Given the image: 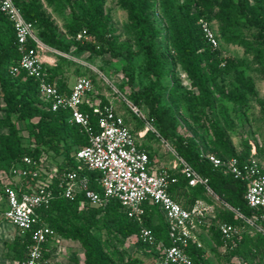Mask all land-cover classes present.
I'll return each instance as SVG.
<instances>
[{
    "label": "trees",
    "instance_id": "obj_1",
    "mask_svg": "<svg viewBox=\"0 0 264 264\" xmlns=\"http://www.w3.org/2000/svg\"><path fill=\"white\" fill-rule=\"evenodd\" d=\"M45 1L50 7L61 5L70 8L71 23L67 28L69 42L58 35L38 0L27 4L15 0L25 19L35 25L41 41L67 55H88L89 58L109 55L113 59H123L126 81L117 86L118 89L135 105L145 109L147 115L154 120L160 138L170 143L179 156L208 179L209 187L215 195L247 219L254 218L255 212L245 199L246 184L235 180L223 169L215 170L202 157V152L211 153V150L212 154L223 160L236 157L244 162L251 157L252 147L245 142L244 151L239 154L217 122L209 119L210 126H207L201 120L203 116H207V111L213 112L217 108L220 100L246 108L248 97L255 94V84L240 70L246 62L227 55V46L241 45L249 55L264 61V0H220L222 10L214 17L208 16L213 0H119L121 7L128 12L129 29L134 35L136 51L131 44L119 42L115 29L110 24V17L105 14L104 0ZM202 19L214 23L215 28L216 21L219 22L217 34L221 44L218 49H213L207 43L200 27ZM244 30L248 33L247 37ZM82 31L87 32L88 38L77 41V36ZM57 58L54 66L44 64L45 80L61 92L69 93L71 85L62 63L70 65L72 61L62 56ZM19 59L14 26L0 11V112L3 114L0 117V130L4 131L0 134V181L11 184L13 168L26 169L23 159L29 157L36 165L28 170L39 169L44 159V166L48 167L52 162L56 164L60 174L74 171L89 177L91 187L99 191L97 178L101 174L89 170L76 159L77 152L89 145L87 134L81 126L70 121L69 111H52L41 97L40 82L37 79L25 73L17 77L9 73L11 66ZM137 59L140 60L139 71ZM177 67L188 78L190 89L184 88L177 78ZM99 71L105 75L104 69L100 68ZM233 74L236 75V85L228 90L221 82ZM77 75L87 76L86 73ZM169 77L171 82L167 83ZM136 83L139 85L138 89L134 88ZM95 85L98 88L97 83ZM126 88H129V92L125 91ZM99 97L104 104H108V100L102 95ZM182 107L199 131L207 130L208 127L213 129L212 140H200L180 132L179 110ZM82 110L89 114L92 126L98 131L99 115L95 114L93 103L83 106ZM224 117L227 123L229 120L227 116ZM20 123L26 124L25 131L31 140L29 146L23 143ZM141 130H133V133L137 134ZM154 137L158 138L151 132L146 134V139ZM158 140L160 141L159 138ZM142 148L150 153L151 159L157 155L151 151L149 144H144ZM177 176L179 183L172 186L169 193L183 207L191 209L198 200L213 203L204 187H189L181 174ZM22 183L25 185V181ZM58 184L59 179H54L51 188L55 197L48 208L39 211L43 224L53 229L57 238L62 236L80 241L87 250L86 264H109L110 254L116 256L110 244H106V252L105 246H97L75 226L80 208L89 203L85 201L83 194H78L75 201L65 199L59 192ZM145 208L147 213L144 225L152 230L157 244L141 245L149 250L159 251L155 256L156 264L162 255L159 243L170 244L168 225L159 206L147 203ZM91 211L102 217L103 228L113 232L115 238L139 236L140 224L129 216L118 200L112 199L103 207L92 206ZM218 215L223 222L238 228L247 227L243 219L225 207L218 209ZM209 232L233 250L237 247L233 242L243 240L240 239L241 236L234 241L224 240L215 227H211ZM260 239L264 241L261 234ZM29 244V236L19 235L9 246L13 259L19 264L27 258ZM51 246H45L44 257L47 261L51 257ZM188 253L195 264H205L203 248L191 246ZM123 264L144 263L133 258Z\"/></svg>",
    "mask_w": 264,
    "mask_h": 264
},
{
    "label": "built area",
    "instance_id": "obj_2",
    "mask_svg": "<svg viewBox=\"0 0 264 264\" xmlns=\"http://www.w3.org/2000/svg\"><path fill=\"white\" fill-rule=\"evenodd\" d=\"M0 11L14 26L16 47L20 54V59L11 66L9 73L14 77L25 73L37 79L40 82L41 97L52 111L70 112V121L81 126L89 138V145L77 152L76 159L89 170L101 174V177L97 178V185L100 188L98 191L91 187L89 177L81 176L74 171L60 174L57 168L51 171L44 166L46 163L44 159L39 169L28 170L36 163L26 157L23 159L26 169L13 168L11 184L0 181V203L7 204L3 212L4 218L21 236L30 238L27 258L21 264H49L44 257L45 246L52 245L57 239V234L43 224L39 211L48 208L55 197V192L51 188L54 179H59V192L69 201H75L78 194H83L85 201L95 207H103L112 199L118 200L128 211L129 216L140 224L141 241L150 246L156 245L157 239L152 230L144 225L147 213L145 205L151 203L159 206L168 225L170 244L159 243L162 255L156 264H195L188 250L191 246L203 247L195 235L200 229L215 227L222 238L229 241H234L240 236V228L219 218L214 200H222L209 187L208 179L179 156L170 143L160 138L153 119L144 114L140 107L112 83L110 89L116 95L115 99L103 96L95 81L87 76L79 77L69 93L61 92L55 85L48 83L44 75V64L48 58L45 54L62 57L67 55L41 41L35 25L25 19L15 0H0ZM200 27L207 43L213 49H218L221 41L214 23L202 19ZM87 38V32L82 31L77 36V41ZM99 95L108 100V104H104ZM116 100L126 105L145 123L144 129L137 134L133 133L126 124L120 110L121 106ZM92 103L95 114L99 115L98 131L92 126L89 114L82 110L83 106ZM148 132L155 134L167 151L174 156L171 166L163 165L157 155L151 159L150 153L142 148L145 144L142 141L146 140ZM202 157L208 160L215 170L223 169L235 180L246 184L245 199L255 212L254 218L247 219L229 204L223 201L222 204L246 223H251L264 237V162L256 158L255 147L251 151V157L244 162L236 157L223 160L215 154L205 152H202ZM178 174L183 176L189 187H204L213 203L198 200L191 209H187L174 200L169 190L179 183Z\"/></svg>",
    "mask_w": 264,
    "mask_h": 264
},
{
    "label": "rangeland",
    "instance_id": "obj_3",
    "mask_svg": "<svg viewBox=\"0 0 264 264\" xmlns=\"http://www.w3.org/2000/svg\"><path fill=\"white\" fill-rule=\"evenodd\" d=\"M32 0H20L21 3L27 4ZM41 3L43 11L47 17L52 21L58 35L66 42L70 39L67 35V28L71 23V10L67 6H49L45 0H38ZM105 1V14L110 17V24L115 29V35L119 38L120 43L127 42L131 44L133 50L136 51L134 42V35L129 29V15L124 10L119 0H104ZM222 10V4L220 0H213L211 10L208 13L209 17H214ZM216 21V20H215ZM216 30L219 28V22L216 21ZM244 34L246 37L248 33ZM67 55V54H66ZM227 55L235 56L246 62L245 66L240 67V70L244 75L251 79L255 84V94L248 97V103L246 108L235 106L231 103L219 101L217 108L213 112H208L207 116L202 117V123L210 126L209 119L217 122L219 126L226 132L231 140L232 146L240 154L244 151V144L248 142L252 149H256V158L264 162V61H260L255 58L254 55H249L243 46L241 45H228ZM46 57L51 58L52 61L57 62V55L45 54ZM67 60L72 61L70 65L65 62L62 64L67 70V79L72 85L77 81L79 76L77 73H86L87 77L97 83L99 92L103 96H108L109 99H115L116 95L110 89L111 84L119 86L126 81L124 77L123 67L125 62L123 59H113L109 55L101 57L89 58L88 55H67L64 57ZM86 64L88 66L82 65ZM136 64L140 66V60H136ZM54 66V65H53ZM90 66H92L90 68ZM104 69V73H101L99 69ZM60 71V70H57ZM176 76L181 80V84L184 88L190 89L191 85L186 77L185 73L180 67L176 69ZM102 74V75H101ZM105 76V77H104ZM166 82H171V78H167ZM221 84H223L228 90L235 87L236 75L233 74L225 78ZM110 86V87H109ZM135 89L139 88L136 83ZM129 92V88L125 89ZM118 104L121 113L126 121V124L132 130L144 129L145 123L140 121L122 102L119 100ZM144 114H147L145 109H142ZM3 114L0 112V117ZM227 116V123L225 117ZM180 118V132L187 133L191 137H197L200 140L206 138L212 140L214 138V131L210 127L207 130L199 131L196 128V124L188 117L185 108L179 110ZM19 127L22 129L21 136L24 145H30V139L25 131L26 124L20 123ZM4 132L0 130V134ZM142 143L149 144L151 151L157 153L158 159L165 166H171L174 162V156L167 151L166 147L154 137L153 139H146ZM209 152L212 153L211 150ZM57 163V162H55ZM49 170L53 171L56 168V164L50 162L48 164ZM215 201L218 209H223L222 201ZM91 205L83 204L80 208V216L75 221V226L80 228L90 240L97 246H105L110 244V248L115 250L116 256L110 254L109 264H123L133 258H138L143 261L144 264H154L155 256L159 252L157 249L149 250L144 248L139 236H133L129 239L115 238L113 232L103 228L102 217L95 215L91 211ZM246 228H242V235L240 239L242 241L233 242V245L237 247L233 250L229 248L228 244H224L217 237L213 236L211 232H205L203 234V251L205 264H264V241L260 239V234L255 230L251 223L246 224ZM245 233L243 234V232ZM16 233V228L8 222L3 213L0 212V255L3 250L2 240L6 238L12 239ZM243 236V237H242ZM2 239V240H1ZM107 252V250H106ZM51 257L49 264H86L87 250L80 241H75L65 237H58L51 246ZM0 258V264H2Z\"/></svg>",
    "mask_w": 264,
    "mask_h": 264
},
{
    "label": "crops",
    "instance_id": "obj_4",
    "mask_svg": "<svg viewBox=\"0 0 264 264\" xmlns=\"http://www.w3.org/2000/svg\"><path fill=\"white\" fill-rule=\"evenodd\" d=\"M47 64L49 65H55V61H52L51 58H47L46 60ZM75 84V82L70 86L72 87L73 85ZM7 208V204L6 203H0V212L3 213L4 210ZM242 228H240V236L242 235ZM210 229H200L196 232V238L198 241H200L203 245V234H205V232H209ZM19 231L16 229V233L14 235V237L12 239L9 238V235H8V239L6 238L5 240H2L3 243V250L1 252V255H0V258L2 259V264H19L18 261L14 260L13 257H12V252L10 250V245L13 244V242L16 240V238L19 236ZM204 247V246H203ZM202 247V248H203ZM50 262V260H49Z\"/></svg>",
    "mask_w": 264,
    "mask_h": 264
}]
</instances>
